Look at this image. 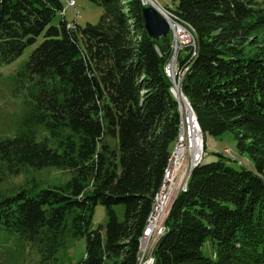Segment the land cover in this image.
<instances>
[{
	"label": "trees",
	"instance_id": "trees-1",
	"mask_svg": "<svg viewBox=\"0 0 264 264\" xmlns=\"http://www.w3.org/2000/svg\"><path fill=\"white\" fill-rule=\"evenodd\" d=\"M88 1L102 14L79 26L60 0H0V66L42 35L14 68L22 113L14 133L0 135V160L12 174L25 165L72 172L63 185L2 196L0 237L29 242L40 264L55 259L68 232L85 239L75 264H138L180 121L165 72L171 35H148L142 0ZM168 8L195 34L194 55L179 58L187 68L180 89L200 129L232 133L254 170L233 168L224 153L202 157L172 201L153 264H264V47L250 56L243 49L264 30V0H174ZM98 203L104 233L88 226ZM208 239L214 258L201 250Z\"/></svg>",
	"mask_w": 264,
	"mask_h": 264
},
{
	"label": "rangeland",
	"instance_id": "rangeland-1",
	"mask_svg": "<svg viewBox=\"0 0 264 264\" xmlns=\"http://www.w3.org/2000/svg\"><path fill=\"white\" fill-rule=\"evenodd\" d=\"M60 1L63 5V14L65 18L70 23L77 24L79 26H84L87 23H91V24L97 23L103 11L100 5L96 3H92L88 0H60ZM68 1H73V4H68ZM144 1L145 2L143 3L142 0V3L147 5L148 0H144ZM150 2H154L156 5H158L160 9H163L164 13L167 14L166 16H168L171 19V22L174 25H177L178 29L179 28L182 30L186 29L185 32L181 34L185 35V37H188L185 38L187 39V41L183 42L182 44H178L179 47L176 48H174V46H171L170 57L175 55L174 57H176V60L180 62L179 58L182 57L185 53L187 54L188 51H191V55H194L195 48H193V42H195V47H196V38L193 30L191 28H188V25L185 24L183 21L175 17L173 12L168 8L174 6V0H151ZM60 18L61 15L59 13L53 18L52 23L57 24ZM169 32L171 35V44H172V42L174 43V39H175L174 31L170 28ZM41 40H42V35H40L37 38V41L35 42L34 45L25 49L23 54L19 56L15 61H13L11 64H5L0 66V135H5V134L12 135L14 133V131L12 132V130L22 113L21 106L24 98L23 96L24 93L23 91L17 92L16 94L13 93L14 68L18 67L20 63L26 60L31 49L34 48ZM261 47H264V30H259L255 32L248 38V40H246L243 43L244 56H250L255 54V52L258 51V49ZM174 77H175L176 85L179 86L177 82L178 81L177 72L175 73ZM178 88L180 91L181 90L180 86ZM183 95L181 93L180 96L181 101L183 99L190 107L188 100L185 99L186 97L185 95L184 96ZM191 111L193 112L192 109ZM200 131L203 137V154H202L203 162H209L219 158L215 153H224L225 156H229L231 160H236V161L228 162V164L233 168L240 169L241 167H244L249 170H254L253 164L248 159L247 154H245L244 152H240L237 149L236 139L234 138V135L232 133L226 132L220 136H212L209 134L204 135L201 129ZM188 156L190 160L191 154L189 153ZM189 160H187V165L190 164ZM188 171H189V166H188ZM71 177H72L71 171L67 169H57L52 166H47L37 169L25 165L20 168L18 173L12 174L8 172L5 164L0 160V198L4 195H13L20 188L28 189L31 192H36L40 188H45L50 186H60L65 184ZM170 206L169 208H167L164 214L165 216L164 222L168 215ZM113 209L116 212L117 217L121 220L124 214V206L121 204L115 205ZM151 214L152 213H150V215ZM106 220H107V215H106L105 207L102 204L99 203L96 204L93 209L91 219L88 225L89 229L90 230L95 229L99 225H101L102 233H104ZM141 237H140L139 251L141 247ZM157 239L158 237H156L153 240L154 245ZM201 250L205 256L214 258V254L216 251V243L208 239L207 241L204 242ZM84 253H85L84 237L72 236L68 232L65 234L63 245L57 250L55 254V259L49 261L47 264H75L84 257ZM149 253L152 254L150 250ZM140 256H141V251H140ZM139 258H138V262H139ZM40 261H41V257L39 252L29 242L20 240L15 235H11L8 238L0 237V264H40Z\"/></svg>",
	"mask_w": 264,
	"mask_h": 264
},
{
	"label": "built area",
	"instance_id": "built-area-1",
	"mask_svg": "<svg viewBox=\"0 0 264 264\" xmlns=\"http://www.w3.org/2000/svg\"><path fill=\"white\" fill-rule=\"evenodd\" d=\"M68 4H73V1H68ZM156 7L158 9V5H156ZM183 32L184 31H181L179 33L178 38L174 34L175 39H174V43L172 42L171 46H174V48H176L179 47L178 44H182L183 42L187 41V39L185 38L188 37H185V35L181 34ZM193 48H195V42H193ZM174 56L170 57L169 60L167 61V70L169 71V77L173 78L174 83L176 84L174 75L176 72L178 75L181 69V65L180 62H178V60H176V57ZM182 121H183V130L181 131V141L179 142V145L176 147V149L173 151V155H172V158L175 159V167H172L169 173H165L164 186L160 193V197L158 198V201L155 205L154 215L151 216L150 222L146 224L145 241H142V251H141V256L139 258V264H148V261L150 260L149 244L151 243L156 233H159L160 231H164V214L168 208V205L172 203L174 195L177 194L180 187L184 185L185 170L184 173L181 175V170H180L181 163L179 164V162L180 161L183 162L186 159L189 160V156H188L189 153L191 154V159L189 160L190 164L187 166H191L192 162L196 161L197 159L198 154L194 156L192 149L190 148L191 143L188 134L190 121L187 111L185 109H184ZM177 181L178 183L172 187L171 184H175ZM171 189L174 190L170 192L171 196L170 195L166 196V193L169 192V190L171 191Z\"/></svg>",
	"mask_w": 264,
	"mask_h": 264
},
{
	"label": "bare ground",
	"instance_id": "bare-ground-1",
	"mask_svg": "<svg viewBox=\"0 0 264 264\" xmlns=\"http://www.w3.org/2000/svg\"><path fill=\"white\" fill-rule=\"evenodd\" d=\"M151 0H148L147 3H149ZM145 1L143 0V3ZM159 9V12L163 15V17L166 19V21L168 22L169 26L172 28V30L174 31V34L175 36L178 38L179 37V33L181 31H184L185 30H182V29H178L177 25H174L172 22H171V19L166 16L167 14L164 13V10L163 9ZM177 23V22H176ZM176 26V27H174ZM183 28V27H182ZM189 28V27H188ZM190 35V33H189ZM192 36V34H191ZM171 46V45H170ZM186 67L183 68V69H180L179 73H178V77H177V82L180 86V82H181V79H182V76L184 75V72L186 71ZM165 72L167 74V76L169 77V71L167 70V64L165 65ZM171 78V77H169ZM172 79V80H171ZM171 88H170V91L172 93V95L174 96V98L177 100L178 102V110H179V113H180V121H179V126H178V132H177V137H176V140H175V143H174V146H173V149L169 155V158H168V163H167V166L164 170V173H163V178H162V181H161V184H160V187L158 189V191L156 192L155 196H154V200H153V204H152V214L149 215L148 217V222H150L151 220V216L154 215V209H155V205L158 201V198L160 197V193L162 191V188L164 186V178H165V173H169V171L172 169V167H175V159L172 158V155H173V151L176 149V147L179 145V142L181 141V131L183 130V121H182V118H183V113H184V109L187 111V114H188V117H189V121H190V127L188 129V134H189V138H190V143H191V146L190 148L192 149V152L194 154V156L196 154L197 155V159L196 161H193L192 162V165L189 166V171H188V166H187V160H184L183 162H179V164L181 165V175L184 173V170H185V178H184V185L182 187H180L179 191L184 189L186 187V184H187V181L189 179V173L191 171V169L197 165V163L199 162V160H201L202 158V154H203V137H202V134H201V131L199 129V125H197V120L193 114V112L191 111L189 105L186 103V101H184L182 99H180V96H181V90L179 91V86H177L175 83H174V80L173 78H171ZM193 125V126H192ZM200 153V154H199ZM187 166V168H186ZM178 183V181L175 183V184H171L172 187L175 186L176 184ZM170 187V188H172ZM174 191L173 189H171V191L169 190V192L166 193V196L170 195V192ZM176 195V194H175ZM174 195V196H175ZM175 198V197H174ZM173 198V199H174ZM172 204V203H171ZM170 204L168 205V208H169ZM167 214V213H166ZM165 218V216H164ZM163 231H160L159 233H156V235L154 236V238L152 239L151 243L149 244V250L152 252L153 251V248H154V244H153V240L156 238V237H159L161 234H162ZM142 241H145V232L143 233L142 237H141V247H140V251H142ZM154 262V258L152 256V254H150V260L148 261V264H153ZM139 264V262H138Z\"/></svg>",
	"mask_w": 264,
	"mask_h": 264
},
{
	"label": "water",
	"instance_id": "water-1",
	"mask_svg": "<svg viewBox=\"0 0 264 264\" xmlns=\"http://www.w3.org/2000/svg\"><path fill=\"white\" fill-rule=\"evenodd\" d=\"M144 27L150 37H162L166 35L170 26L153 2H149L142 11Z\"/></svg>",
	"mask_w": 264,
	"mask_h": 264
}]
</instances>
